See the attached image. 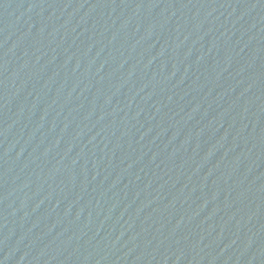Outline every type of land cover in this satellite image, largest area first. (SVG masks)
Masks as SVG:
<instances>
[{"label": "water", "instance_id": "obj_1", "mask_svg": "<svg viewBox=\"0 0 264 264\" xmlns=\"http://www.w3.org/2000/svg\"><path fill=\"white\" fill-rule=\"evenodd\" d=\"M0 264H264V0H0Z\"/></svg>", "mask_w": 264, "mask_h": 264}]
</instances>
